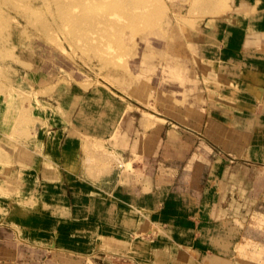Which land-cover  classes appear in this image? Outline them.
<instances>
[{
  "label": "crops",
  "instance_id": "1",
  "mask_svg": "<svg viewBox=\"0 0 264 264\" xmlns=\"http://www.w3.org/2000/svg\"><path fill=\"white\" fill-rule=\"evenodd\" d=\"M201 1L183 36L190 82L167 124L145 130L127 106L115 121L104 108V130L66 133L43 117L32 143L7 147L0 264H194L239 237L235 208L264 191V0ZM94 143L116 162L92 169Z\"/></svg>",
  "mask_w": 264,
  "mask_h": 264
},
{
  "label": "rangeland",
  "instance_id": "2",
  "mask_svg": "<svg viewBox=\"0 0 264 264\" xmlns=\"http://www.w3.org/2000/svg\"><path fill=\"white\" fill-rule=\"evenodd\" d=\"M67 1L0 0V167L11 165L21 142L32 143L43 117L81 135L104 130V108L115 121L127 106L145 130L167 124L169 99L190 82L183 36L202 21L203 1ZM90 1L108 5L91 11ZM93 145L92 169L116 162L104 143ZM253 202L235 208L239 237L194 255V264H264V191Z\"/></svg>",
  "mask_w": 264,
  "mask_h": 264
},
{
  "label": "bare ground",
  "instance_id": "3",
  "mask_svg": "<svg viewBox=\"0 0 264 264\" xmlns=\"http://www.w3.org/2000/svg\"><path fill=\"white\" fill-rule=\"evenodd\" d=\"M69 1V0H68ZM67 1V2H68ZM106 3V2H105ZM105 3L104 2H101V3H99V2H97V1H90L89 2V5H90V9H91V11L93 10V11H97L98 9H99V11H100V8H104L105 6ZM107 4V3H106ZM108 5V4H107ZM106 5V6H107ZM87 6V5H86ZM116 6V5H115ZM68 8V7H67ZM92 8H94V9H92ZM46 9H47V7H46ZM66 9V8H65ZM87 9H88V6H87ZM87 9H86V11H87ZM89 9V10H90ZM85 10V9H84ZM39 11V10H38ZM67 11V10H66ZM101 12V11H100ZM97 13V12H96ZM43 14H45L44 12H43ZM65 14H67V13H65ZM39 15L41 16V12H39ZM43 16V15H42ZM54 17V16H53ZM137 17V16H136ZM87 66V65H86Z\"/></svg>",
  "mask_w": 264,
  "mask_h": 264
}]
</instances>
